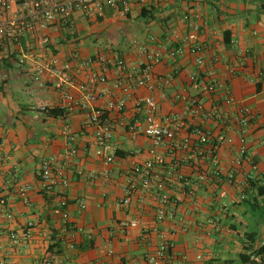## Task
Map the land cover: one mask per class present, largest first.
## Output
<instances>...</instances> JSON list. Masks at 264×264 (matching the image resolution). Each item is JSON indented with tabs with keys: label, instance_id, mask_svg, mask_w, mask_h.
<instances>
[{
	"label": "crops",
	"instance_id": "1",
	"mask_svg": "<svg viewBox=\"0 0 264 264\" xmlns=\"http://www.w3.org/2000/svg\"><path fill=\"white\" fill-rule=\"evenodd\" d=\"M16 14L0 12V23ZM194 24L200 31H193ZM42 37L48 39L46 44ZM198 44L206 50L201 67L190 52ZM25 51L30 58L20 63ZM75 52L83 62L107 56L106 64L75 71L72 84L65 85L74 92L75 83H86L99 97L94 106L105 111L113 130L115 158L107 165L94 155V127L84 126V113L64 115L55 107L58 95L52 84L34 80V59L54 55L65 62ZM119 60L123 68L116 65ZM147 68L154 89L137 88L122 111L109 110L108 104L122 96L115 85L127 83L129 73L140 77ZM88 70L101 73L106 82H88ZM195 73L199 87L190 80ZM208 85L214 91L205 90ZM146 96L158 104L159 116L183 122L176 130V148L156 149L163 162L154 170L174 201V217L163 223L155 219L158 203L145 198L140 185L138 169L155 160L149 153L151 140L128 129L135 119L143 120L134 101ZM263 100L264 0H146L142 6L133 5L126 16L107 7L96 16L76 11L66 24L26 33L20 43L4 40L0 197L8 201L14 216L0 214V263L148 264L146 256L165 238L173 244L174 264H256L253 251L264 243V198L255 199L264 176ZM43 105L62 114L41 112ZM242 108L249 109L252 118L243 134L247 153L237 165ZM195 128L208 129L214 136L198 164L188 150L179 148L186 138L190 149L197 146ZM218 135L232 143H218ZM44 163L54 172L62 170L68 180L67 186L57 180L50 190L66 199V221L52 212L58 199L41 188ZM127 183L134 194L125 207L121 200ZM24 186L30 188L21 198L18 192ZM134 219L138 227L122 228V223ZM28 222L34 224L32 240L9 247L5 233H19Z\"/></svg>",
	"mask_w": 264,
	"mask_h": 264
},
{
	"label": "built area",
	"instance_id": "2",
	"mask_svg": "<svg viewBox=\"0 0 264 264\" xmlns=\"http://www.w3.org/2000/svg\"><path fill=\"white\" fill-rule=\"evenodd\" d=\"M145 3L146 0H0V12L7 13L16 10V13H19L13 20L0 23V43L2 44L4 40H9L12 43H20L26 33L33 32L39 34L53 25L66 24L76 11H81L85 16H96L102 14L103 9L107 7L116 10L122 16H126L131 12L133 5L142 6ZM187 19L188 16H184V20ZM192 29L198 32L200 31V25L194 24L192 25ZM40 40L42 44L48 42L46 37H42ZM190 52L194 64L197 67H201L206 59L205 48L198 44L193 46ZM175 53L176 51H172L171 55L174 56ZM29 58L30 55L28 52H23L20 63H23L25 59ZM107 61V56L100 54L95 58H89L83 62L80 61L78 52L73 53L71 59L65 62L60 61V59L54 55L48 58L39 57L34 59V80L40 85L46 83L52 84L54 91L58 95L55 107L61 110L64 115H69L76 111H82L84 113V126L94 127V155L106 165L113 162L115 158V147L112 143L113 130L105 117V111L94 106L99 97L86 83H75L74 92L66 90L65 85L72 84L71 78L75 71L78 72L80 69L89 68L95 63L104 65ZM116 65L120 68L125 66L122 60H119ZM85 78L91 83H104L107 80L104 75L93 72L92 70L86 72ZM190 80L193 86L199 87V79L196 73L190 76ZM142 87L148 91L154 89V78L150 74L148 68L142 71L140 77L134 76V73H129L127 83L115 85V88L121 92L122 96L115 102H110L108 104V109L116 112L122 111L126 106L131 92ZM204 89L207 91H214L215 88L213 85H208L205 86ZM225 101L229 104L231 103V98L227 97ZM134 104L137 113L143 115V120L135 119L128 124V129L134 134H142L150 138L152 147L149 153L155 157L154 161H148L138 169L140 171L141 191L144 193L143 195L145 198L150 197L154 202L158 203L155 219L157 223H163L168 219H173L174 211L172 206L174 201L165 192L164 179L154 170L155 164H161L163 162L162 158L156 155V149L159 147L176 148V130L183 125V122L180 118L175 116H159L158 104L150 96L135 99ZM193 104H196V101H193ZM49 110V107L46 105L40 107L41 112L46 113ZM251 118L249 109L242 108L238 111L239 132L241 134L239 142L241 147L239 157L235 161L237 165L241 164L242 158H244L247 153L243 134ZM192 134L198 141L197 146L190 149V138H186L179 148L188 150L191 153L189 156L190 159L194 164H198L199 157L203 156L206 151L205 146L210 145L214 136L208 129L204 128H195ZM216 140L218 143H232V139L224 135H218ZM75 152V149L71 150L72 155L75 154ZM203 178L204 177H200V179ZM57 180L61 181L65 186L69 184L62 170L54 172L49 163H44L40 174L41 188L49 195L58 199V204L54 207L52 212L54 215L60 216L63 221H66L68 218V214L64 210L67 205L66 199L56 196L50 191L52 185L55 184ZM29 188V186L21 187L18 196L25 198ZM123 192L124 196L121 200V205L127 207L132 203L134 189L127 183L123 187ZM0 214L7 219H11L14 216L8 205V201L3 197H0ZM121 226L122 228H135L139 226V222L134 219L122 223ZM33 228L34 224L28 222L19 233L16 231L4 232L9 239V247H15L30 242L33 238ZM0 234H2L1 231ZM263 246L264 243H262L261 247ZM172 247V242L162 238L155 251L146 256L147 263L174 264V258L171 256ZM252 260L256 264H264V253L253 254Z\"/></svg>",
	"mask_w": 264,
	"mask_h": 264
},
{
	"label": "trees",
	"instance_id": "3",
	"mask_svg": "<svg viewBox=\"0 0 264 264\" xmlns=\"http://www.w3.org/2000/svg\"><path fill=\"white\" fill-rule=\"evenodd\" d=\"M48 115L56 117L59 114H62L59 110H49L48 112H46ZM120 153H116V155H119ZM257 198H264V176L262 177L261 180V184L256 186V196L255 199ZM254 254H263L264 253V246L260 247L258 249H255V251H253Z\"/></svg>",
	"mask_w": 264,
	"mask_h": 264
},
{
	"label": "rangeland",
	"instance_id": "4",
	"mask_svg": "<svg viewBox=\"0 0 264 264\" xmlns=\"http://www.w3.org/2000/svg\"><path fill=\"white\" fill-rule=\"evenodd\" d=\"M100 43H101V44H106L105 39H101V40H100Z\"/></svg>",
	"mask_w": 264,
	"mask_h": 264
}]
</instances>
